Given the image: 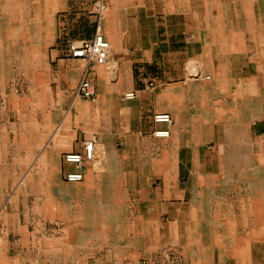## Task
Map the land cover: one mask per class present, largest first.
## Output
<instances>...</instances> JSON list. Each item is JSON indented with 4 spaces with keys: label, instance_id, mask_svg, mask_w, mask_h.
Instances as JSON below:
<instances>
[{
    "label": "crops",
    "instance_id": "obj_1",
    "mask_svg": "<svg viewBox=\"0 0 264 264\" xmlns=\"http://www.w3.org/2000/svg\"><path fill=\"white\" fill-rule=\"evenodd\" d=\"M13 1L18 26L33 33L44 2ZM13 1L0 0L1 22ZM98 1L111 48L105 66L88 67L68 57L67 41L93 40ZM45 3L56 35L46 63L29 59L14 70L17 100L0 91V264H167L168 246L181 264H191L185 250L196 247L226 264L227 214L246 264H264V189L231 185L264 167V0ZM200 63L205 73L194 75ZM86 68L95 101L75 94ZM131 91L139 97L126 101ZM159 113L172 116L168 139L153 135L166 129L153 121ZM227 129L237 132L234 151ZM91 140L93 162H64ZM167 150L177 162L169 184L160 171ZM76 170L84 180L72 188L65 175ZM215 221L206 236L200 227Z\"/></svg>",
    "mask_w": 264,
    "mask_h": 264
},
{
    "label": "bare ground",
    "instance_id": "obj_2",
    "mask_svg": "<svg viewBox=\"0 0 264 264\" xmlns=\"http://www.w3.org/2000/svg\"><path fill=\"white\" fill-rule=\"evenodd\" d=\"M45 1L46 0H42V2H44V4L39 6L40 12L39 13L37 12V17L34 19L33 22H30V23H33V25H34L33 26L34 27L33 33L23 32L22 28H20V26H18L19 25V19H18V17L16 15H18L17 10H18V8L21 5L17 1H13L11 3V6L7 7L6 11L4 12L6 18L2 22L0 21L1 22L0 23V40L3 41V42L4 41H8L9 42L8 45H0V80H3V78L6 77V74L9 75V77H11L10 78L11 80H10L9 84L8 83L7 84L6 83L3 84V82H0V91L3 92V96L4 97H5L6 93H7V91H10L11 92V97L14 98L15 100H17L18 90H17V87L14 86V84L17 85L16 80H14V74H15L14 70H17L21 65H23L25 63L26 60H29V59L31 60L32 59V60L37 61V62H40V61L44 60L46 52H47V48L54 42L55 35H54V33L52 31V27H51V19H50L51 16L49 15V13L46 10V7L47 8H49V7L46 6ZM49 4H51V3H49ZM53 9H54V7H53ZM42 10H44V11H42ZM231 18H233V17H231ZM260 30H262V29H260ZM246 33H247V31H246ZM246 33L244 32L243 34H240V36H241L240 40L241 41L248 40V33L247 34ZM263 36H264V33H263ZM16 41H19V42L20 41H27V42H30V43L27 44V45L26 44L19 45V44H16ZM110 48H111V44H110ZM196 63H198V62H196ZM192 64L190 65V67L191 66L193 67ZM15 65L17 67H15ZM203 65L201 64V67L198 66L194 70L192 68L191 72H193L194 75L196 73L197 76H198V74H200V76H201L203 73H205ZM206 67H207V65H206ZM207 77H209V76H207ZM207 77L205 78L206 80H208ZM199 79H200V77H199ZM202 82H205V81L202 80ZM3 85H6V86H3ZM3 87H5V88L7 87V88L4 89ZM226 135H227L226 136L227 137L226 148H231L232 149L231 151H234V148H236V146L235 145H231V144L236 142L237 132L235 130H232V129H227L226 130ZM166 139H168V138H166ZM228 143H229V145H228ZM171 150H167L168 152H166L167 154H166V159L164 160V164L161 165V167H160L161 174L165 175L168 184L170 183L169 181H170V179H172V176L175 173L176 166H177V162L175 160H173V158H172L173 157L172 156L173 152ZM229 151H230V149H229ZM197 154H196V156H197ZM253 161H254V159H253ZM101 167L105 168V165L103 164V166H101ZM259 168L260 167H258L257 170H254V173H252V174L246 173V172H242L240 174H236V176L231 178V180L235 181V182L231 183V185H235V183L236 184L240 183L239 186L240 185L241 186L238 189H243V187H245V188L248 187L250 189H253V187L255 186L256 187V188H254L255 192H252V193L255 194L257 192V195H258L257 189L259 188V186L262 188V190L264 189V185H262V184H264V167L260 168V169ZM201 179L202 178H200V177H196V179L194 180V184H195L196 187L202 181ZM205 179L208 180V178H206V177H205ZM208 182H209V180H208ZM70 185H72V188H74L76 184H70ZM220 185H218V186H220ZM244 185H247V186H244ZM71 194L76 195V196L78 195V193H73V192ZM246 201H248V200H246ZM248 210H249V208H248ZM220 212H222V211H220ZM230 216H231V214H229V215L227 214L226 215V219H228V220L231 219L230 222L226 223V264H246L248 262V249L246 248V244H244V243H242V244L240 243L239 244V242L237 240H235V238H233L234 237V231H235L237 225L233 221L234 220L233 217H230ZM248 222H250V221H248ZM215 223H217V222L216 221L215 222H209L208 224H204L203 228L202 227H200V228L203 229V231L206 233V236H208V234H210V232L213 231ZM262 226H263L262 235H263V239H264V220L262 222ZM250 229L251 228H249V230ZM198 231L199 230L193 229V234L195 236H197L198 233H199ZM199 236H200V234H199ZM187 237H189V236H187ZM221 238H218V240H217L218 244L224 243ZM192 239H193V237H192ZM252 239H254V237ZM185 245H187V244L185 243ZM198 245H200V241H199ZM217 248H219V247H217ZM79 250L81 251V249H79ZM166 251H168V249ZM173 251L178 254V252L176 250H173ZM209 251L208 252H206L205 250L202 251V249H201V251H197V247H196L195 249H191V250L186 249L185 250V255H186V257L188 258V260H189V262L191 264H213L214 256H213V254L209 253ZM82 252H84V251H82ZM178 255H179V257H181L180 254H178ZM168 259H170V257ZM181 263H182V260L180 261V264Z\"/></svg>",
    "mask_w": 264,
    "mask_h": 264
},
{
    "label": "built area",
    "instance_id": "obj_3",
    "mask_svg": "<svg viewBox=\"0 0 264 264\" xmlns=\"http://www.w3.org/2000/svg\"><path fill=\"white\" fill-rule=\"evenodd\" d=\"M98 14V25L96 34L93 40H69L67 41L68 57L74 60H81L88 64H96L105 66L108 61L110 43L105 38L102 31V16L105 11V6L102 1H98L94 6ZM210 79V77H207ZM153 88V84H150ZM76 96L90 101L96 100V85L92 78V72L86 68L82 79L76 89ZM139 97L136 91L128 92L124 95L126 101H134ZM155 124L164 125L166 129L158 130L153 133L156 138L166 139L170 137V127L173 125L172 116L168 113H159L153 117ZM96 159V146L93 140L85 142L83 146V153H68L64 156V162L68 165L80 168L86 162H93ZM84 180V175L81 171H70L65 175V181L70 184L80 183Z\"/></svg>",
    "mask_w": 264,
    "mask_h": 264
},
{
    "label": "rangeland",
    "instance_id": "obj_4",
    "mask_svg": "<svg viewBox=\"0 0 264 264\" xmlns=\"http://www.w3.org/2000/svg\"><path fill=\"white\" fill-rule=\"evenodd\" d=\"M49 5H51V4H49ZM50 7V6H49ZM47 10V9H46ZM53 7H51V8H49L48 10H47V12L49 13V15L51 16L50 17V19H51V27H52V31H53V33H54V35H55V30H54V14H53ZM56 36V35H55ZM54 40H55V37H54ZM52 45V44H51ZM49 48V47H48ZM48 48H47V51H48ZM46 60H47V52H46V55H45V63H46ZM15 67H17L16 65H15ZM2 82V81H1ZM3 84H5V82H3ZM21 84H19L18 85V87L20 86ZM3 86H6V85H3ZM4 89H6L5 87H3ZM18 90H19V88H18ZM171 248V246H168L167 247V249H168V251H166V253H165V259H166V263L167 264H180V261H181V257H179V255L176 253V252H174L173 250L174 249H170ZM166 249V250H167ZM170 253V254H169ZM168 256V257H167ZM170 257V259H168Z\"/></svg>",
    "mask_w": 264,
    "mask_h": 264
}]
</instances>
